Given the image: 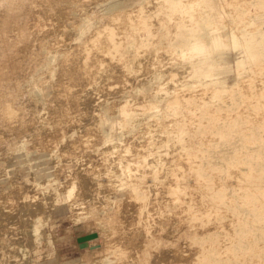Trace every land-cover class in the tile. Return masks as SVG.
Listing matches in <instances>:
<instances>
[{
  "label": "rangeland",
  "instance_id": "obj_1",
  "mask_svg": "<svg viewBox=\"0 0 264 264\" xmlns=\"http://www.w3.org/2000/svg\"><path fill=\"white\" fill-rule=\"evenodd\" d=\"M38 1L0 0V130L6 135L0 146V193L4 200L16 197L27 202L33 196L31 202L41 204L32 208L33 214L29 210L23 215L15 204L14 215L6 218L9 225L3 231L0 264H126L128 259L130 264H152L154 255L163 250L179 252L180 242L187 244L183 256L187 262L196 255L195 264H264V128L254 122L264 118V94H252L249 86L195 90L201 82V63L189 53L187 62L194 69L189 74L177 54L191 51L200 41L203 0L196 3L198 8L193 0H155L130 13L118 0H95L88 7L94 9L87 10L88 16L77 26L76 40L85 37L87 45L80 50L85 51L86 65L96 68L72 78L59 75L60 51L67 46L57 45L52 51L50 40L39 36L52 27L44 16L36 21ZM261 4L262 0H254L242 16L255 15L260 21L256 13ZM118 8L124 13L116 14ZM214 17L219 32L228 34L217 12ZM96 41L101 46L94 45ZM98 48L103 57L96 55ZM119 70L122 78L114 76ZM254 70L264 77V68L241 70V74L255 77ZM101 71L110 74L104 83L97 77ZM233 72L225 75L229 84L235 81ZM66 81L77 85L62 84ZM184 85L190 93L180 91ZM59 86L65 88L60 95ZM97 87L106 93L112 90L110 106L103 108L104 100L90 103ZM184 96L187 99L171 100ZM58 97L65 107L52 109L58 107ZM169 101L176 108H167ZM182 104L185 108L177 107ZM176 115L173 122L170 116ZM195 116L196 128L184 134L185 124L190 125ZM155 117L171 120H160L164 130L175 125L176 132L167 141H156L153 134H146L147 139L139 136L149 131ZM245 118H251L249 124ZM66 119L73 124L70 129ZM46 125L53 130L54 144L39 147ZM57 126L62 128L61 136ZM115 144L123 146L116 149L120 154ZM63 146L67 150L70 146L72 154ZM108 148L111 159L104 157ZM175 160L190 162L192 172L170 201L165 173L167 163ZM120 165L131 167L130 174L119 172ZM20 172L19 180L10 184ZM200 176L202 187L196 183ZM142 178H149L161 193L157 198L150 197L148 189L140 190L149 195L146 210L175 218L147 232V222L121 218L127 204L135 201L129 195ZM13 187L19 189L10 193ZM91 233L98 237L81 249L77 239Z\"/></svg>",
  "mask_w": 264,
  "mask_h": 264
},
{
  "label": "bare ground",
  "instance_id": "obj_2",
  "mask_svg": "<svg viewBox=\"0 0 264 264\" xmlns=\"http://www.w3.org/2000/svg\"><path fill=\"white\" fill-rule=\"evenodd\" d=\"M89 1H91V0H39L37 2L38 8H37V14H36V18H35L36 21L38 23H40V21L42 20V18L44 16L46 21L48 22V26L52 27L51 30L44 32V33H41V34H39V36L42 38H47L48 40H50L49 44L51 45L50 47H51L52 51L56 52L54 47L57 45H60L63 47L67 46L65 49H62L60 51V52H62L60 54V59H59V67L62 68V71L59 72L60 77H66V76L67 77L71 76L70 78L77 77L78 73H85L87 70H93L96 68L93 65H89V66L86 65V62H85L86 56L84 54L85 51H84V53H82L80 50V47L82 45H87V44H85V42L83 43L85 37L83 36V39H82L83 41L76 40V38H79L78 32H77V26H79V24L82 22V20L88 16L89 12L87 10H89L91 8L90 7L88 9V7L90 5H92L95 0H92V2H89ZM197 2H198V0L192 1V4L195 5V8H198V6L196 5ZM152 3H155V0H146V2L143 5L132 6L131 8H129L130 10H127L126 12L127 13L138 12V10H141L143 7H149ZM91 9L93 10L94 8H91ZM91 9H90V11H92ZM114 12L116 14L124 13L123 10H121L120 8L116 9ZM101 17H105V15L101 14ZM71 19H75L74 24L69 23ZM94 31H99V28L94 29ZM80 35H82V34H80ZM55 39H57V40H55ZM197 39H199L200 41L197 42V46L194 48V50L192 49L193 50L192 54L194 55L196 61L201 63V61H199V58L201 57V37H199ZM94 45L101 46V41L94 42ZM66 49H68V50H66ZM140 51H143V48L140 49ZM189 53H190V50H189V52L183 51V52L177 54V56L179 57V61L181 59L180 62H183V65L186 66L185 71H187V72H189V74H191L192 70L194 71V69H193L192 63L187 62V59L191 55V53H190V55H189ZM96 55L99 57H103L102 56L103 55L102 49L98 48ZM114 65H115V67H117L116 63ZM121 72L122 71L119 70L118 72H116L114 74V76L116 77V75H118L117 77L122 78L123 73H121ZM260 74H261L260 70H254V76L257 79H259V77L261 76ZM97 77H98V80L100 81V83H104V81H106L108 78H110V74L107 72L101 71V73ZM261 79H264V77H261ZM119 80H120V78H119ZM259 81H260V79H259ZM62 84L75 85L76 81H66L65 83H62ZM62 84H59V85H62ZM195 85H196L195 90L197 92H201V90H204V89H201V82L196 83ZM64 89H65L64 87L59 86L57 88L58 95H60ZM67 89L70 92L74 91L71 86H67ZM97 89H98V87H97ZM108 89H110V88H108ZM111 89H112V87H111ZM210 89L211 88H209L207 90L211 91ZM189 90H190V88H188L186 85H184L180 91H182L184 93H190ZM111 91L112 90H108L107 93L105 91H100L99 89L97 91H92V93L89 97L90 103L96 104L97 102L104 100L105 102L103 103V108L110 106L111 102H112V101H110L112 98L111 96H113V92H111ZM104 92L106 93L105 95H104ZM115 93H118L117 94L118 97L122 96V94H121L122 92H120V91L119 92L115 91ZM183 99H187V96H184L183 98L174 97L171 100H183ZM56 100H57L58 107H55L53 105L52 109H56V108L63 109L65 107L64 101L60 97H58V99H56ZM131 102H133V99L128 101L127 105H131ZM182 103H183V101H182ZM184 104H185V102H184ZM184 106L185 105L182 104V105L177 106V107L178 108L179 107L185 108ZM174 107L176 108V106L172 104V101H169L167 108L173 109ZM193 114H195V113H193ZM225 114H226L225 115V117H226L228 114L227 113H225ZM64 115H66V113L62 112L61 116L64 117ZM166 115H168V114H166ZM185 116H188V114H186ZM223 116H224V114H223ZM256 116H258V115H256ZM170 117H171L172 121L175 122L177 117H179V115L170 116ZM180 117H183V115ZM196 117L197 116L192 118L193 122L190 125L185 124L184 130H182V132L184 134L189 135L190 132L192 131V129L194 127L196 128V121H195ZM225 117H224V119H225ZM54 119H55V122L60 121L59 118H54ZM167 119H168V117H164V118L155 117V118H153L152 122L150 121L151 123L148 124L150 126L149 131L148 132L147 131L146 132L145 131L140 132L139 136H143L144 139H147L148 137H146V134H149V135L153 134L156 141H167L169 138V134L170 133L172 134V132H176V129H173V127L175 125H172V128H170L169 130L163 129L164 125L160 123V120L167 121ZM183 119L188 120L186 118H183ZM245 119H248L247 121L249 124V121L251 120V118H245ZM255 119H256L255 121L254 120H252V121H254L259 127L264 128V118H255ZM168 120H170V119H168ZM66 125H67L66 128L68 127V129H70V127L73 124L69 119H66ZM212 126H214V123ZM146 129H147V127H146ZM246 130H248V129H245V131ZM41 131L44 133V137H42L41 142H38L39 143L38 146L39 147L43 146V145L52 146L54 144V142L52 141L53 130L51 128H49L48 125H46V126L42 127ZM56 131H58L60 133V136L62 135V128L61 127L57 126ZM211 131H214V127H212ZM128 134H131V133H128ZM162 134H166V137H163ZM138 137L135 136L134 138H138ZM5 138H6V135H5L4 131L0 130V146L4 144ZM211 138H212V136L208 137L207 139H211ZM129 139H131V138L128 137L127 140H129ZM177 139H182V138H177ZM178 145L181 148L182 147L185 148L181 143H178ZM170 146H173V144H171ZM142 147L147 148V149H151L147 146H142ZM63 148H64V146H63ZM109 148H110V146H109ZM114 148H115L114 150L116 152V149L123 148V146L119 145V144L118 145L115 144ZM67 151H69V154H72V151L70 152V146H68V150L66 148V152ZM122 152H124V151H122ZM110 153H113L110 149L108 151H104V157L106 159H111L113 156L111 157ZM116 153L120 154V150H117ZM141 155L146 156L145 154H141ZM185 155L188 156L187 154H185ZM21 161H23V160H21ZM26 161H28V160H26ZM27 163L29 165L30 160ZM95 163L97 164V162H95ZM95 163H94V166H97V165H95ZM24 164H25V162H24ZM30 164H32V162ZM167 167H168V170L165 173V177H166V183H167V190L170 191V196L168 197V199L170 201H172L175 199V193L179 190H183V188H184L183 185H184V183H186L189 180V175L192 172V169L190 170L191 163L187 162L185 160L169 161L167 163ZM130 169H131V167H129V166L120 165V171L119 172H126L128 170V174H130ZM93 171H97V168L94 167ZM111 171L112 170H110V172H108V174L110 176H111ZM141 172H142L141 169H138V173L141 174ZM18 177L19 178L21 177V172L18 173V175L15 174L13 177H11V180L9 183L15 184L17 182V180H19ZM200 178H201V176H200ZM128 179L130 180L131 178L129 177ZM141 180H142V184L136 185L134 187V190H133L134 192L132 193V195L131 194L129 195V199L130 200L135 199V201L133 203L127 204L126 207L128 210L126 212H124L125 216H123L121 218L128 216L129 218L130 217L133 218L134 221L138 222V223L147 222L148 225H146V227L144 229L146 232L150 227H153V225H156L157 223L164 224L165 219H169L170 222L174 221L175 218L170 216V215L162 216L161 213H154L153 215H151V213L148 210H146V208L149 205V201H150V199L148 198L149 195L145 194V193H143V194L140 193V190L148 189L150 191V197L160 198L161 193L153 188V186L149 183V178H142ZM92 181H94V180H92ZM216 181H217V187H220L221 185L218 182L219 179H216ZM196 183L198 185L202 184L201 187L205 185L203 183L202 178H201V180L196 179ZM18 189H19L18 187H13V189L10 190L9 192L13 193V192L18 191ZM100 190L102 191V190H104V188L102 187V188H100ZM32 198H33V196H32ZM32 198H30L27 202L21 198H16V197L13 199L4 200L2 198V193H0V249L4 248V246L1 245V243L4 242V234L3 233L7 232L5 230L7 229L8 225H9L7 223L6 218L8 219L10 216L12 217L14 215L13 207L15 206V204L18 205V213H20L22 215L29 212V210L33 214L32 208L34 206L41 208V204H35L36 202L35 203L31 202ZM198 199H199V197H198ZM182 201L183 202L187 201V197L184 196ZM42 206H45V205H42ZM37 207H34V208L37 209ZM36 209H34V211ZM37 211L38 210H36L35 212H37ZM47 212H49V211H47ZM118 217H120V215H118ZM140 227H143V225H140ZM3 231H5V232H3ZM2 234H3V236H2ZM91 234H97V233H91ZM86 235H89V234H86ZM86 235H84V236H86ZM170 236H172V234H170ZM97 237H98V235H97ZM79 238L77 239V242H78L79 247H80ZM96 238H90V239H96ZM90 239L86 240V244H87V241ZM137 239H138L137 237H136V239L135 238L132 239V240H135V244L137 243L136 242ZM31 245H32V241H31ZM86 247H87V245H86ZM9 248H7V254L10 253ZM85 248H81V249H85ZM186 251H187V244L185 242H180L179 252L175 251L174 249L163 250V251L159 252L158 254L154 255L153 260H152V264H154V263L155 264H195L196 260H197L196 255L191 256V259L188 262L183 259L184 252H186ZM131 261H132V259L126 260V264H130Z\"/></svg>",
  "mask_w": 264,
  "mask_h": 264
},
{
  "label": "crops",
  "instance_id": "obj_3",
  "mask_svg": "<svg viewBox=\"0 0 264 264\" xmlns=\"http://www.w3.org/2000/svg\"><path fill=\"white\" fill-rule=\"evenodd\" d=\"M143 1L145 2V0H118L119 4L128 8L141 6L144 4ZM253 2L254 0H203L201 3L203 13L201 17V57L199 58L201 89L229 87L230 90L234 88L242 90L249 86L252 94L254 92L264 94V79L259 78V81L253 76L243 77L241 74V70L264 68V0H262L260 11L256 13L261 16L260 21L256 20L255 15L242 16L243 10L253 5ZM216 12L221 18L222 26L228 29L226 35L219 32L220 26L214 17ZM213 44L218 51L209 60L203 54V49ZM195 47L192 49L194 50ZM193 50L190 53L195 58L192 54ZM232 70L235 81L229 84L225 75ZM258 97H253V99L258 100Z\"/></svg>",
  "mask_w": 264,
  "mask_h": 264
},
{
  "label": "clouds",
  "instance_id": "obj_4",
  "mask_svg": "<svg viewBox=\"0 0 264 264\" xmlns=\"http://www.w3.org/2000/svg\"><path fill=\"white\" fill-rule=\"evenodd\" d=\"M218 51V49L216 48V46L213 44L207 48L203 49V54L209 59L211 60L213 55L215 54V52Z\"/></svg>",
  "mask_w": 264,
  "mask_h": 264
},
{
  "label": "water",
  "instance_id": "obj_5",
  "mask_svg": "<svg viewBox=\"0 0 264 264\" xmlns=\"http://www.w3.org/2000/svg\"><path fill=\"white\" fill-rule=\"evenodd\" d=\"M96 237H97V234H89V235L80 237L79 238L80 247L85 248L87 245L86 240L90 238H96Z\"/></svg>",
  "mask_w": 264,
  "mask_h": 264
}]
</instances>
